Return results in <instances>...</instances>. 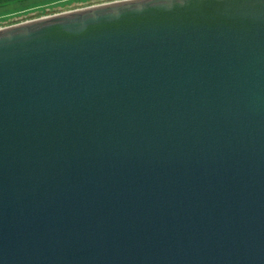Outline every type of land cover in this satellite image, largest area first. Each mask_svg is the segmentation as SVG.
<instances>
[{"label": "water", "instance_id": "1", "mask_svg": "<svg viewBox=\"0 0 264 264\" xmlns=\"http://www.w3.org/2000/svg\"><path fill=\"white\" fill-rule=\"evenodd\" d=\"M0 264H264V0L0 29Z\"/></svg>", "mask_w": 264, "mask_h": 264}, {"label": "rangeland", "instance_id": "2", "mask_svg": "<svg viewBox=\"0 0 264 264\" xmlns=\"http://www.w3.org/2000/svg\"><path fill=\"white\" fill-rule=\"evenodd\" d=\"M118 0H25L0 7V29Z\"/></svg>", "mask_w": 264, "mask_h": 264}, {"label": "trees", "instance_id": "3", "mask_svg": "<svg viewBox=\"0 0 264 264\" xmlns=\"http://www.w3.org/2000/svg\"><path fill=\"white\" fill-rule=\"evenodd\" d=\"M25 0H0V7L1 6H7L11 4H17V3H22Z\"/></svg>", "mask_w": 264, "mask_h": 264}]
</instances>
